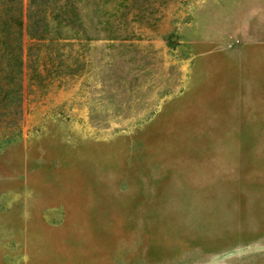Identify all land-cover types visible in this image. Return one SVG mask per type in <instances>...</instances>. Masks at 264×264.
<instances>
[{
    "label": "rangeland",
    "instance_id": "1",
    "mask_svg": "<svg viewBox=\"0 0 264 264\" xmlns=\"http://www.w3.org/2000/svg\"><path fill=\"white\" fill-rule=\"evenodd\" d=\"M79 6L0 131V264H264V0Z\"/></svg>",
    "mask_w": 264,
    "mask_h": 264
},
{
    "label": "trees",
    "instance_id": "2",
    "mask_svg": "<svg viewBox=\"0 0 264 264\" xmlns=\"http://www.w3.org/2000/svg\"><path fill=\"white\" fill-rule=\"evenodd\" d=\"M83 1L99 11L98 19L104 15L124 20L127 15L144 17L165 0ZM79 3L82 0H25L24 4L0 0V131L4 135L18 129L25 78L38 86L44 75L71 74L81 67L77 58L83 50L74 49L72 41L79 43L89 35ZM23 34L30 39L24 49Z\"/></svg>",
    "mask_w": 264,
    "mask_h": 264
}]
</instances>
